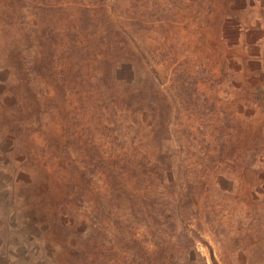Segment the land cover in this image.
I'll return each mask as SVG.
<instances>
[{"label":"rangeland","instance_id":"374dc122","mask_svg":"<svg viewBox=\"0 0 264 264\" xmlns=\"http://www.w3.org/2000/svg\"><path fill=\"white\" fill-rule=\"evenodd\" d=\"M0 264H264V0H0Z\"/></svg>","mask_w":264,"mask_h":264}]
</instances>
